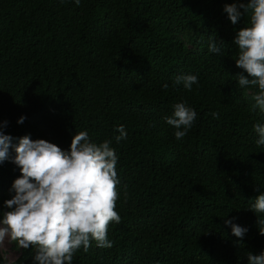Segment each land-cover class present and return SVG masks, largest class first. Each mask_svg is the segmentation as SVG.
I'll use <instances>...</instances> for the list:
<instances>
[{
	"label": "trees",
	"instance_id": "1",
	"mask_svg": "<svg viewBox=\"0 0 264 264\" xmlns=\"http://www.w3.org/2000/svg\"><path fill=\"white\" fill-rule=\"evenodd\" d=\"M232 2L0 0L5 134L67 151L87 131L95 143L112 140L119 157L113 246L93 241L73 264H248V252L264 253L256 226L264 213L248 210L264 193V145L253 127L264 111L253 109L258 87L238 85L234 39L251 13L233 25L224 12ZM211 35L220 54L208 50ZM186 74L198 76L191 91L174 85ZM182 101L197 118L177 140L165 117ZM120 125L127 137L116 142ZM14 156L0 165V211L21 175ZM226 220L249 229L242 241ZM11 243L18 256L8 262L0 252V264H33L35 249Z\"/></svg>",
	"mask_w": 264,
	"mask_h": 264
},
{
	"label": "clouds",
	"instance_id": "2",
	"mask_svg": "<svg viewBox=\"0 0 264 264\" xmlns=\"http://www.w3.org/2000/svg\"><path fill=\"white\" fill-rule=\"evenodd\" d=\"M80 2L75 0L77 6ZM224 12L233 25L251 13L250 26L240 29L234 39L238 49L236 66L243 70L236 77L241 88L258 87L253 96V109L264 111V0H233L225 4ZM208 50L216 54L221 52L212 35ZM181 83L191 91L193 85L199 84L198 76L176 77L174 85ZM211 115L219 118L218 112ZM196 118V110L182 101L173 105L172 114L165 120L176 129L175 138L181 140ZM25 119L22 116L18 123L22 124ZM4 126L6 122L0 125V165L10 159L11 150H14L11 162L20 169L21 175L10 189L14 195L4 201L6 210L0 211V249L9 239L20 248L35 249L33 264H73L75 254L81 249L87 252L93 241L97 247L111 248L109 225L121 222L116 211L119 157L112 140L95 143L87 131H80L73 136L70 150L66 151L45 139L33 140L30 135L14 143V138L3 131ZM253 127L259 137L256 144L264 145V124L257 122ZM115 131L119 133L115 136L116 142L126 139L123 125L117 126ZM248 210L264 213V193L256 197ZM225 223L240 241L249 231L232 220ZM256 226L264 236V219L258 218ZM247 261L248 264H264V253L248 252Z\"/></svg>",
	"mask_w": 264,
	"mask_h": 264
},
{
	"label": "rangeland",
	"instance_id": "3",
	"mask_svg": "<svg viewBox=\"0 0 264 264\" xmlns=\"http://www.w3.org/2000/svg\"><path fill=\"white\" fill-rule=\"evenodd\" d=\"M2 256L9 262L16 258L18 249L12 247L11 240L6 239L4 247L0 249Z\"/></svg>",
	"mask_w": 264,
	"mask_h": 264
}]
</instances>
